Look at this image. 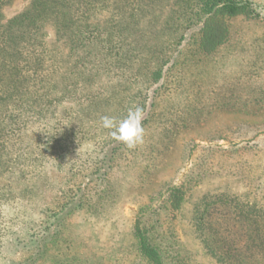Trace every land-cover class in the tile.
Masks as SVG:
<instances>
[{
  "label": "rangeland",
  "instance_id": "374dc122",
  "mask_svg": "<svg viewBox=\"0 0 264 264\" xmlns=\"http://www.w3.org/2000/svg\"><path fill=\"white\" fill-rule=\"evenodd\" d=\"M29 1L3 6V18ZM112 1L89 22L98 31L117 35L122 27L114 5H133L138 14L124 34L126 56L112 58L104 70L89 61L84 69L81 61L78 73L69 47L54 43V30L46 27L48 49L72 71L63 73L69 88L50 74L46 84L57 90L40 92L49 91L44 99L55 111L47 120L24 121L0 156V264H147L135 253L134 214L165 182L182 185L193 170L206 173L162 227L173 230L184 264H264V251L250 248L264 231L246 227L234 210L237 203L255 204L264 223V0H247L259 16L211 21L195 16L200 0ZM156 73L168 77L165 85ZM72 92L80 93L77 100ZM136 105L147 120L144 142L109 162L118 141L100 117L122 118ZM62 133L77 142L55 164L43 149ZM92 184L96 194L109 190L96 199L87 192L95 215L61 216V225L46 219L73 190ZM37 251V261L24 263Z\"/></svg>",
  "mask_w": 264,
  "mask_h": 264
},
{
  "label": "trees",
  "instance_id": "16d2710c",
  "mask_svg": "<svg viewBox=\"0 0 264 264\" xmlns=\"http://www.w3.org/2000/svg\"><path fill=\"white\" fill-rule=\"evenodd\" d=\"M12 1L14 0H0V156L6 150L7 139L18 136L24 121H30V118H35L37 121L47 120L55 111L44 99L49 91L40 92L50 86L46 84L50 78L52 79L50 74L60 76L62 87L66 90L69 88L64 81L63 73L72 71L70 72L67 70L68 67H64L66 63H63L62 58L65 57L58 55V59H56L54 57L56 56L55 49H48L49 44L45 42L46 27L51 25L53 28L54 43L69 47L71 55H74V70L77 69L75 67L81 61V66L84 69L86 66L84 62L89 61L93 65L105 66L100 67V70H104L113 64L111 63L112 58L121 56L123 52L126 56L127 52L124 47L127 46L125 44L128 39H124V34L129 32L127 25L135 21L138 14V10L133 5H125V3L114 5L113 7L118 8L112 15L118 17V22L123 23L122 27L118 29L117 35H114V31L104 33L89 23L104 7L116 4L114 1L111 3V0H30L23 11L5 20L1 9ZM197 15L208 17V21L217 18L231 19L241 15L259 16L251 2L247 0H200L195 10V16ZM209 26H206L204 29L206 32L203 35H207ZM77 72L82 73V70L77 69ZM156 78L160 80V86L165 85L168 81V77H161V73H156ZM50 88L56 91V83ZM71 95L77 96V100L80 93L72 92ZM28 100L30 104L26 105ZM146 122L145 119L142 124L144 125ZM69 136L70 134L62 133V138L54 137L50 141H46V150L42 147L53 163L59 164L71 155V149L76 140H69ZM132 150L117 142V145L109 151L108 161L114 162V159L123 151L131 152ZM103 158L105 159V157ZM32 160H36V158H32ZM199 172L200 170H193L188 173L185 177L186 181L182 185L165 182L156 193L149 197L146 204L138 207L134 214L130 233L135 241V253L141 259H145L147 264H184L185 257L179 242L172 233L173 230H162V227L167 215L172 216L171 214L178 210L187 191L191 190L195 183H199L200 174L206 173L205 170ZM107 174L108 172L98 177V181H103L108 176ZM91 180V182L97 181ZM94 187L95 184H92L91 187L86 188V191L77 187L67 201L59 203L55 214L47 216L46 219L55 218L58 225H61L64 219L61 216L82 211L85 214L93 213L92 206L94 205H90V200L86 197L87 192L90 191L96 195V199L103 197L109 191L101 188L100 192L96 194L93 191ZM234 210L246 227L254 226L257 231H264L263 212L255 204L237 203ZM47 227L43 229L45 236L49 231ZM255 237L256 239H251L253 244L250 245V248L258 247L264 251V236L259 234ZM47 244L46 241L43 243L40 253L46 250ZM39 254L37 251L36 255L28 258L24 263L29 259L37 261L36 256Z\"/></svg>",
  "mask_w": 264,
  "mask_h": 264
},
{
  "label": "clouds",
  "instance_id": "9594fccd",
  "mask_svg": "<svg viewBox=\"0 0 264 264\" xmlns=\"http://www.w3.org/2000/svg\"><path fill=\"white\" fill-rule=\"evenodd\" d=\"M143 118V108L136 105L130 107L122 118L103 115L100 117L99 123L103 129L109 130V134L116 141L122 143L128 149H134L144 142Z\"/></svg>",
  "mask_w": 264,
  "mask_h": 264
}]
</instances>
